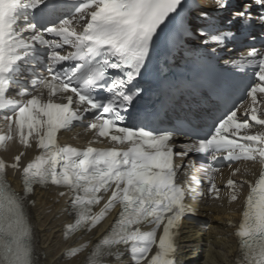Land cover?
<instances>
[{
  "label": "bare ground",
  "instance_id": "obj_1",
  "mask_svg": "<svg viewBox=\"0 0 264 264\" xmlns=\"http://www.w3.org/2000/svg\"><path fill=\"white\" fill-rule=\"evenodd\" d=\"M27 210L33 229L34 264H86L97 237L107 229V225L94 226L86 233L64 240L67 205H60L51 190H35L27 199ZM226 218L220 211L207 232L185 224L178 240V262L234 264L236 244L225 227Z\"/></svg>",
  "mask_w": 264,
  "mask_h": 264
}]
</instances>
